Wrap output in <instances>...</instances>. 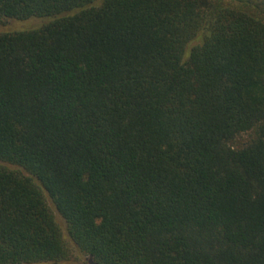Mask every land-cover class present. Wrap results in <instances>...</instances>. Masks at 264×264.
Listing matches in <instances>:
<instances>
[{
	"label": "trees",
	"instance_id": "1",
	"mask_svg": "<svg viewBox=\"0 0 264 264\" xmlns=\"http://www.w3.org/2000/svg\"><path fill=\"white\" fill-rule=\"evenodd\" d=\"M0 264H264V0H0ZM9 165L14 166L13 168Z\"/></svg>",
	"mask_w": 264,
	"mask_h": 264
},
{
	"label": "rangeland",
	"instance_id": "2",
	"mask_svg": "<svg viewBox=\"0 0 264 264\" xmlns=\"http://www.w3.org/2000/svg\"><path fill=\"white\" fill-rule=\"evenodd\" d=\"M48 18L46 17H30L28 19H6L3 24H0V30L2 31H19L24 29L36 28L44 23ZM13 168L14 166L9 165ZM46 202L54 214L55 220L61 228V232L68 244L70 253L67 258H64L59 261H47L42 263L35 264H92L88 256L81 251L72 243L68 233L66 231V224L62 217L57 213L50 199L47 197Z\"/></svg>",
	"mask_w": 264,
	"mask_h": 264
}]
</instances>
